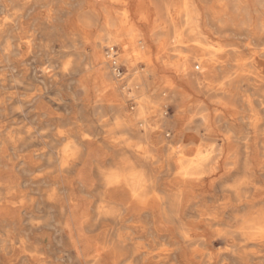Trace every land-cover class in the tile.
Wrapping results in <instances>:
<instances>
[{"label": "bare ground", "instance_id": "bare-ground-1", "mask_svg": "<svg viewBox=\"0 0 264 264\" xmlns=\"http://www.w3.org/2000/svg\"><path fill=\"white\" fill-rule=\"evenodd\" d=\"M206 1L165 3L199 53L177 56L163 51L151 0H0V264H264V0H208L223 8L213 13ZM8 2L45 10L18 22ZM65 13L69 53L53 78L50 32ZM37 18L50 35L41 57ZM226 28L244 30V43ZM69 76L66 100L45 91ZM176 98L187 99L190 155L168 149L183 133L164 117ZM100 132L116 166H97Z\"/></svg>", "mask_w": 264, "mask_h": 264}, {"label": "rangeland", "instance_id": "rangeland-1", "mask_svg": "<svg viewBox=\"0 0 264 264\" xmlns=\"http://www.w3.org/2000/svg\"><path fill=\"white\" fill-rule=\"evenodd\" d=\"M151 1H152V3H150V5H149V12L151 13V20L153 21L152 25H157L158 29L161 31V32L159 31V35H158L159 37L158 38H160V40L163 42V46H164L163 51H164V53L165 54L167 53V54H170V55L173 54V55H177V56L178 55H187V54H189L191 56L198 55L199 53H195V52L192 53V51L190 49V44L192 43L193 36H190V35H188L187 32H185V24H184L183 18L181 17V18L175 19L174 20L175 22L173 21L174 23L172 24L170 22V20L166 17V12L168 11V9L165 7L166 6L165 3H168V1H171L170 3H172V2L175 3L176 0H151ZM206 2H209L208 4L206 3V5L210 6L209 9H210L211 13L220 12L223 9L222 7H218L217 5L216 6L212 5V4H215L213 1H208L207 0ZM10 3L11 2H8V6L10 5L9 8L13 7L12 11L17 9L16 10V14H17L19 19H16V20L18 22L25 21L32 14H35L37 17H39L41 15V13L44 12V10H45V7L42 6V4H39L37 2H35L36 4H30V6L29 5L26 6L27 8H25V9H21L22 3H16V2H13L11 4ZM170 3H168L169 4L168 6L171 5ZM22 12H23V14H22ZM1 16L3 18V23H5L7 13L4 12V13L1 14ZM69 16H70L69 13H65L62 16L63 20L61 19L62 21H60L58 23L55 22V25H56L55 29H52L51 32H50V35L52 36V38H54V40L50 43V47L52 48L53 52L59 53V54L61 53L59 55L60 58H58V60L56 59L54 63L46 64V66H47L46 67L47 68V74L49 76L53 77V78H57V76L54 75L55 71L57 72L59 67L62 66V62L66 59V55L69 53V50L66 47H64L63 49L61 48V47H63V45L65 43V42H62V39L65 38L64 37V34H65L64 30H65L66 24L69 21L68 20L70 18ZM16 20L14 21V25H18V22ZM238 20H239V18H237V21ZM29 23H31V24H29V26L32 28V30L35 31V34L37 36L39 35L38 37L41 38V40H40L41 41L40 42L41 46L39 45L40 47H38L37 55L40 56V57L41 56H46L48 54V52H47V50H45L44 47H42V45L45 44V41L50 37L49 33H47L46 26L44 24L40 23L38 18L34 19V20H30ZM102 23H103V16L101 15L98 29H101L100 27H101ZM178 28H179V30H183L184 34L179 35L178 31H177ZM226 29H227V31H225V33L230 36V39H231L232 43L237 44L239 46L244 43L243 40L246 37L245 36L246 33L244 32V30H242V29H235L234 30V29H231V28H226ZM258 37L260 39L259 45L262 46L264 44V31L262 33H260L258 35ZM211 39L215 40L216 37L215 36H211ZM261 42H262V44H261ZM61 49H62V51H61ZM158 49L159 48L156 46V44H153L152 53H155ZM114 50H115L113 52L114 54L112 53V55L109 58L111 65H116L117 64L116 63L117 62L116 61V56L118 55V49L114 48ZM70 58L73 59L74 57L70 56ZM34 66H35V64H34ZM53 66H55V67H53ZM114 68H117V70L122 72V74L124 73V69L122 68L121 64H117V66L114 67ZM33 76L36 77V79L38 81L42 80L41 71H40L39 67H34ZM76 77L77 76H74V77L69 76V79H72L71 81H69V86H66V82H62V83H58V84H55V85L46 86V90L45 91L47 93H49V94L57 95L60 98H63V99L66 100L67 99L66 94L68 93V91L69 92L72 91L73 88L76 86V82L73 79V78H76ZM164 77H165L164 74H158V75H156L155 78H154L153 75L150 76L149 79H150L151 82L155 81L154 79H158L157 80V84H160L161 81H162V78H164ZM124 81L125 80L121 81L120 83L124 84L125 83ZM176 81H177V84H178V90L181 93H183L185 95H188L190 98H192L193 97V93L190 90L191 87L189 86V84H187V83H185V82H183L181 80H178V78L176 79ZM245 88L246 87L244 85L240 86L239 91L241 92V95H243ZM186 100H187L186 98L182 100L184 102L183 103L184 104L183 107L186 104L185 103ZM238 100H236V103H237V105L240 106V103H242V101L241 100L238 101ZM179 105H181V108H183L181 99H179V98H176L175 100L164 104V108L166 109V113H165L164 117L167 118V119H175L176 120V124L173 125V126H170L168 128V132L170 134H174L178 130L181 131L180 133L183 132L182 134H179L180 136H179V140L178 141L177 140L176 141L171 140L172 137H167L166 138V139L169 140L168 149L170 151L171 148H173V146H174V150L178 149L180 146H185L187 148V155H190L192 152L188 151V148H190V150H191V143H186V141H184V136L187 135L188 133L194 132V130H192L190 128V126L188 125V123L186 121V119H187V117L189 115L185 111L182 112V109L179 107ZM242 115H244V114H242ZM242 115L240 117L238 115V118H242L243 117ZM73 121H74V119L71 118L69 120V123L65 126L67 129H69V133H67V136H66V141H75L76 140V138L73 136V134L71 132L72 131V125H70V124H73ZM108 121H110V120H108ZM237 122L239 123L240 119ZM244 122H246V118H244L242 120V122H240L241 123L240 125H236L235 127L237 129H239L238 127H244ZM84 124H85V122L83 123V125ZM190 131H192V132H190ZM229 133L228 134H229L230 139L232 140V142L235 145L240 146V141L242 140V138L240 136H238L240 132H238L234 128V129L230 130ZM181 135H182V138H181ZM112 136H114V138L118 137L116 134H114ZM106 138H107L106 133H101V132L96 137L97 149H99V151L101 152V156H100L101 159H100V162L97 164V166H107V167L108 166H116V160L108 159V157L106 156L107 150L109 149L106 146ZM189 144H190V146H189ZM54 147H58V145L55 144ZM115 149L122 150L123 149L122 148V144L116 146ZM166 152H167V150H166ZM163 155H165V154H163ZM115 157L117 159V156H115ZM170 166H172V165H170ZM238 166H241V164H239Z\"/></svg>", "mask_w": 264, "mask_h": 264}]
</instances>
